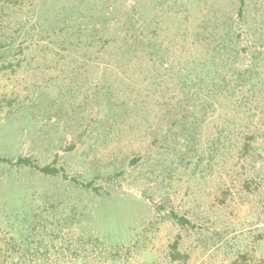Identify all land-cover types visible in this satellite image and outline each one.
I'll use <instances>...</instances> for the list:
<instances>
[{
    "label": "rangeland",
    "instance_id": "1",
    "mask_svg": "<svg viewBox=\"0 0 264 264\" xmlns=\"http://www.w3.org/2000/svg\"><path fill=\"white\" fill-rule=\"evenodd\" d=\"M0 264H264V0H0Z\"/></svg>",
    "mask_w": 264,
    "mask_h": 264
},
{
    "label": "trees",
    "instance_id": "2",
    "mask_svg": "<svg viewBox=\"0 0 264 264\" xmlns=\"http://www.w3.org/2000/svg\"><path fill=\"white\" fill-rule=\"evenodd\" d=\"M41 170L44 172H49V170H51V169L49 166H46V167H43Z\"/></svg>",
    "mask_w": 264,
    "mask_h": 264
}]
</instances>
